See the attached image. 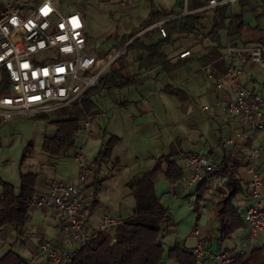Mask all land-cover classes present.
Instances as JSON below:
<instances>
[{
	"label": "built area",
	"instance_id": "built-area-1",
	"mask_svg": "<svg viewBox=\"0 0 264 264\" xmlns=\"http://www.w3.org/2000/svg\"><path fill=\"white\" fill-rule=\"evenodd\" d=\"M84 1L13 0L0 12V122L53 113L81 104L119 57L120 53L105 62L90 52L86 23L80 8ZM239 1L210 0L207 6L190 10L189 0H184L179 17L223 5L234 8ZM139 2L118 0L122 8L134 7ZM66 8L70 9L68 14L64 13ZM175 18L156 25L163 38L168 37L165 22ZM226 48V73L215 77L208 70V74L218 90H223L227 83L232 85L234 96L226 102L217 100L214 106L224 109L240 122L235 135L222 141V149L226 151L238 141L245 142L249 148L251 203L245 208L243 216L251 252L255 242L264 237V172L260 165L262 152L257 144L258 134L264 131V85L249 87L242 81L241 75L242 68L248 65H255L264 73V51L260 45H234L231 41ZM191 55L190 50H185L179 58ZM210 109V106L204 107L205 111ZM93 121V116L85 119L83 133L92 132ZM85 149L84 144H79L74 154L79 170L78 183L53 180L48 193L38 197L36 202L52 208L63 232L78 248L85 246L100 232L122 223L115 216H105L95 233L88 230L89 213L83 201L82 185L94 173V167ZM183 164L191 171L189 186L205 184L209 194L221 183L216 174L218 163L207 153H196L190 149L183 156ZM193 249L197 264H233L243 253H250L237 248L211 253L202 240ZM41 251L45 255L43 264H74L75 252L64 254L50 241L42 243Z\"/></svg>",
	"mask_w": 264,
	"mask_h": 264
},
{
	"label": "crops",
	"instance_id": "crops-1",
	"mask_svg": "<svg viewBox=\"0 0 264 264\" xmlns=\"http://www.w3.org/2000/svg\"><path fill=\"white\" fill-rule=\"evenodd\" d=\"M87 1L89 0H85L84 3ZM115 4L119 6L118 10L122 8L118 0ZM139 4L140 2L137 5ZM80 8L86 23L84 10L82 6ZM183 8L184 3L183 7L179 9L176 8L181 12L180 15L183 12ZM158 9L160 8L158 7ZM150 11L151 9L149 8L147 17ZM211 12L213 11L209 9L204 17ZM212 21L213 17L211 18V25ZM157 24L144 29L141 35L149 31V33L155 35L156 39L163 38L156 26ZM235 29L236 25L232 24L230 29L231 33H234ZM231 33L226 31V34L222 36V42L226 44V47L228 41H231L232 38H234L239 45H243L248 40H257L260 44L264 43V28L253 27L251 25V29L245 30L241 35H234V37H231ZM86 34L90 43L91 38L87 30ZM253 34L259 37L249 39ZM120 40L121 39H119V42ZM213 47L214 45L209 39L202 40L201 38H194L192 46L183 47L180 51L178 50L182 47L174 49V51L171 52V57L174 59V62L186 59L193 60L192 64L184 68H193L192 74L188 79H180L181 81L179 80V82H173L169 77L170 74L163 73L160 69L150 71L148 73L150 75H146L145 73L142 74V77H145L146 80L141 86L135 88L143 89L144 87H152L153 89L149 91L152 94H156V97L149 101L143 95V93H145L144 91L141 92L137 90L132 93L131 89L133 88L126 89L130 92L129 97L124 98V100L119 101L116 99L114 101L107 115L109 120L108 125L103 132L99 134L101 138L97 137V130L94 123L92 132L90 134L84 133L85 136H88L82 140L80 144H84L85 147H87V143L91 144L92 151L87 153V156L94 167V173L89 177L87 182L82 185L83 201L89 213L88 230L91 233L97 231L98 224L105 216H115L120 221H125L132 215L136 207V199L128 184L136 177L152 169L158 159L175 155V159L185 169L184 185L185 182H188L191 171L185 168L183 156L190 149H194L196 153H207L218 165L222 162L225 151L222 149L221 143L226 138L235 135V131L239 127L240 122L237 118L230 117L224 109L214 106L217 100L226 102L231 99L234 96V91L230 83H227L223 90H218L215 81L210 79L208 74V70H211L215 77H221L226 73L227 62L224 57L227 48L222 50L223 56L220 61H214L206 66H203L199 61V59L207 55ZM185 50H190L192 55L188 58L180 59V53ZM106 57H109V54ZM136 66L138 67L137 64ZM130 69V72L133 74L139 73V69L136 71L133 68V64L130 66ZM203 75L206 76L205 79L201 77ZM241 78L247 86L252 88H260L264 85V73L255 65L244 66L242 68ZM208 80L212 82L210 83ZM169 86L184 90L189 95V99L185 102L180 101L168 92L167 89ZM115 92L116 91L109 93L113 96ZM193 94H198V97L205 101L202 107L203 110L205 106L211 107L207 112H209L212 121H205L200 128L189 131L188 128L186 129L182 125V116L186 114L192 117V113L189 111L184 112L183 108L185 104L191 102ZM93 100L98 105L95 97ZM98 106L100 107V105ZM100 109L102 110L101 107ZM101 114H103V110ZM95 118L96 117H94V120ZM212 122L217 123L218 127L213 128ZM180 130L182 131L181 133L179 132ZM105 133H108L107 137H105ZM111 136H116L120 138L121 141L114 150L112 162L98 168L94 164V159L103 148V144H106ZM95 141L96 143L101 142L102 145L93 150V147H96ZM257 144L262 152L260 165L264 172V131L258 134ZM227 151L233 153L241 161L238 177L243 182L245 193L239 196V199L234 202V206L238 208L240 212L244 213L245 208L251 203L249 193L251 181L249 173V148L245 142L238 141ZM72 157L74 166L67 161V156L60 157L54 162H48L45 158L39 161H34L35 159H33L29 163L27 168L22 172L36 173L39 175L36 197L46 195L53 180L78 183L79 170L74 156ZM166 171L167 164H164L162 171L159 172L154 179L155 190L158 196L159 189L168 184L165 178ZM97 182L99 184L101 183V190L96 193L95 184ZM14 185L19 187L20 182ZM175 187L178 188L177 185ZM216 194L217 193L213 190L208 194V197L201 202L204 210H207L211 200L218 203L219 200ZM159 198L162 202V198L160 196ZM191 198L196 203L197 196L194 192ZM205 216L207 217V214H205ZM213 218L214 216H211V220ZM114 229L115 227H112L105 232L114 235ZM219 229L220 221L217 229H210L209 225H202L201 227L198 225L194 230L195 243L192 246L188 245L185 240L184 242H177L182 246L194 248L198 241L202 240L204 247L211 253L221 250H233L236 248L250 252L251 241L247 228L236 231L232 234L231 238L224 243L219 242ZM210 230L216 231L211 236H208L207 233ZM259 240L255 242L254 247L261 246ZM44 241L52 242L64 254L76 252L78 249L77 244L63 232L61 222L56 219L52 208L47 205L40 206L35 203L30 208L24 228V236L22 238H19L17 232L12 228H6L0 234V259L9 251L13 250L21 256L27 264H43L45 262V255L41 251V245ZM164 264L169 263L164 262Z\"/></svg>",
	"mask_w": 264,
	"mask_h": 264
},
{
	"label": "trees",
	"instance_id": "trees-1",
	"mask_svg": "<svg viewBox=\"0 0 264 264\" xmlns=\"http://www.w3.org/2000/svg\"><path fill=\"white\" fill-rule=\"evenodd\" d=\"M209 2L210 0H192L189 9L197 10L207 6ZM259 2L264 6V0ZM149 4L151 11L141 30L171 17H177L164 24L168 33L167 38L156 39L149 31L137 36L141 30L123 36L118 44L123 50L115 61L119 66L112 65L110 71L101 77L98 86L87 93L82 103L75 104L73 112L63 108L55 117L52 113H42L32 117L55 128L54 133L45 137L43 141L42 149L48 156L53 158L74 156L79 147L78 137L82 133L83 122L88 116L96 117L102 113L93 100L99 92L139 87L146 80L142 77L146 72L160 69L163 73L171 74L192 64V59L174 62L171 57L176 37L209 39L214 47L199 59L202 65L206 66L221 60L222 50L226 49V44L222 42V31L231 33L230 29L234 21L237 24L234 33L230 34L231 37L251 29V24L244 19V12L235 14L229 5L214 8L212 25L207 32H204L206 29L203 24L204 15L209 9L178 17L181 12L175 7L161 10L153 0H149ZM231 42L239 45L234 38ZM243 45H251V43L247 41ZM132 54H135L134 63L138 65L137 74L130 72L132 63L129 57ZM106 55L107 52L99 55V58ZM167 90L180 101L185 102L189 99L187 92L182 89L169 86ZM107 136L108 133H105V137ZM120 141L116 136L109 138L94 159L96 167L101 168L112 162L114 150ZM174 156L158 159L152 169L128 184L136 199V207L132 215L115 227L114 235L100 232L96 238L78 248L73 258L74 264H164L166 257L177 264H197L193 248L182 246L177 242L167 252L163 244L170 229V214L156 193L154 179L162 171L163 165L167 164L165 178L168 183L176 186L184 182L185 169ZM240 166V159L226 150L222 162L216 169V174L222 183L221 199L217 204L220 243L229 240L236 231L246 228L243 213L234 206L235 200L245 193L243 182L238 177ZM38 182L39 175L36 173L21 172L19 187L0 176V234L6 228H12L19 238L24 236L30 208L37 202ZM95 190L96 193L101 190V183L95 184ZM206 194V185H198L195 190L196 203L203 202ZM0 264L27 263L11 250L0 259ZM233 264H264V245L254 247L250 253H243Z\"/></svg>",
	"mask_w": 264,
	"mask_h": 264
},
{
	"label": "rangeland",
	"instance_id": "rangeland-1",
	"mask_svg": "<svg viewBox=\"0 0 264 264\" xmlns=\"http://www.w3.org/2000/svg\"><path fill=\"white\" fill-rule=\"evenodd\" d=\"M13 0H0V12L4 9L8 2ZM155 5L160 9H171L176 7L177 9L183 7L184 0H153ZM117 0H89L85 3H82L83 12L86 16V30L90 35L89 50L92 54L100 57L102 54L107 52L109 57L104 58L105 62H109L113 56L121 53L123 50L118 46L119 39L125 35H129L136 31L142 29L145 18L148 15L149 11V0H141L140 4L134 8H120L118 10V5L115 3ZM192 0H189V6L191 5ZM211 11L214 8H209ZM70 12L69 8L64 10L65 14ZM232 12L238 14L244 12V19L246 22L251 24L253 27L264 28V6L261 5L259 0H240L232 8ZM205 16V15H204ZM213 17V12L209 13L204 17V26L206 29L204 32H207L211 27V18ZM236 25V21L233 23ZM235 28V27H234ZM143 30H141L137 36H140ZM226 34V31H222V36ZM158 37V36H157ZM259 37L258 35H251L249 39ZM117 40H116V39ZM264 40V39H263ZM194 38H176L172 46V51L174 49L186 48L193 45ZM251 44L259 45L257 40H248ZM264 49V43L260 44ZM93 50V51H91ZM100 55V56H99ZM129 60L133 64V68L137 71L138 67L134 63L135 54H132L129 57ZM129 61V62H130ZM131 64V65H132ZM112 65L118 67V63H112L108 70L109 72ZM102 66V65H101ZM131 71V69H130ZM193 68L182 69L170 74L171 81L179 82L180 79H188L192 74ZM150 72V71H149ZM149 72H146V75ZM205 79L206 76H201ZM181 81V80H180ZM210 83L211 80H208ZM151 83V82H150ZM153 89L152 87L137 89H131V92L134 91H144L143 95L147 100L151 101L156 97V94L150 93L149 90ZM129 91H116L113 96L108 91H102L95 96V100L100 105L103 110V114L96 116L93 121L95 128L97 130V137L108 125V112H110L111 106L114 104V101L124 100V98L129 97ZM205 101L201 100L198 97V94H193L191 102L185 104L183 111H189L192 113V117L188 115L182 116V125L189 131L195 128H200L202 123L207 121H212L209 115V112L202 109ZM65 109L73 112L75 110V104L64 107ZM63 109V108H61ZM60 110V109H59ZM59 110L52 113V116H58ZM34 115H27L24 117L14 118L9 122H0V176L13 184H18L21 181V172L24 171L29 163L34 161L43 160L46 158L48 162L57 161L58 158H53L48 156L42 149L43 141L45 137L52 135L55 131V128L49 126L43 121L34 120L32 117ZM213 128H217V123L212 122ZM182 130V129H181ZM179 131L180 133L182 131ZM82 132L78 137V144L82 142L88 135L84 137ZM98 142V141H97ZM94 145V144H93ZM92 145V146H93ZM96 147H93V150L101 146V142L96 143ZM105 143L103 144L104 147ZM86 153L92 151L90 143H87L85 149ZM73 155L67 156V161L74 166ZM76 162V161H75ZM77 164V163H76ZM78 168V167H77ZM175 186L170 185L169 183L165 187L159 189V196L162 198V203L170 214V229L164 239V248L168 252L171 248L174 247L177 241H187V244L192 246L195 243L194 230L199 225H206L211 228L217 229L219 225L218 219V209L217 202L211 200L208 205L207 210H204L202 203H195L191 195L196 190V186H189L188 182L180 183ZM216 197L218 200L221 199L222 192V183H220L215 189ZM208 197V193L206 194ZM239 197L236 199L238 200ZM235 200V201H236ZM207 214V217L205 216ZM211 216L214 218L211 220ZM208 218V220H207ZM166 225H164V228ZM216 230H210L207 235L211 236L215 233ZM259 244H264V237H261ZM231 245V244H230ZM165 263L177 264L176 262L170 260L168 257L165 258Z\"/></svg>",
	"mask_w": 264,
	"mask_h": 264
}]
</instances>
